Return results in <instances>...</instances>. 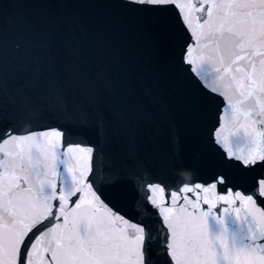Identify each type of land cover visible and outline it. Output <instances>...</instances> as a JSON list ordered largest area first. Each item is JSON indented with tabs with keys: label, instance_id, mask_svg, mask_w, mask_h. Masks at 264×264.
Here are the masks:
<instances>
[{
	"label": "snow or ice",
	"instance_id": "1",
	"mask_svg": "<svg viewBox=\"0 0 264 264\" xmlns=\"http://www.w3.org/2000/svg\"><path fill=\"white\" fill-rule=\"evenodd\" d=\"M0 264H264V0H0Z\"/></svg>",
	"mask_w": 264,
	"mask_h": 264
},
{
	"label": "water",
	"instance_id": "2",
	"mask_svg": "<svg viewBox=\"0 0 264 264\" xmlns=\"http://www.w3.org/2000/svg\"><path fill=\"white\" fill-rule=\"evenodd\" d=\"M5 2H7V0H5ZM77 139H79V138H77ZM161 146L162 147L164 146V142L163 141L161 142ZM177 179H179V178L177 177Z\"/></svg>",
	"mask_w": 264,
	"mask_h": 264
}]
</instances>
